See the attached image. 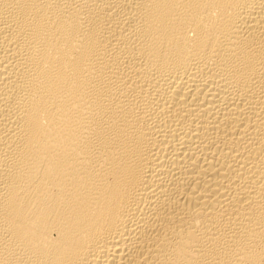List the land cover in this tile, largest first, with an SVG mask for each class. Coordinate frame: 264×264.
Returning <instances> with one entry per match:
<instances>
[{"label": "bare ground", "instance_id": "6f19581e", "mask_svg": "<svg viewBox=\"0 0 264 264\" xmlns=\"http://www.w3.org/2000/svg\"><path fill=\"white\" fill-rule=\"evenodd\" d=\"M0 264H264V0H0Z\"/></svg>", "mask_w": 264, "mask_h": 264}]
</instances>
